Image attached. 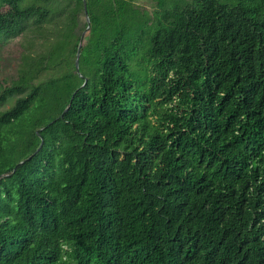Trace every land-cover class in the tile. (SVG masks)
Returning <instances> with one entry per match:
<instances>
[{"label": "trees", "instance_id": "obj_1", "mask_svg": "<svg viewBox=\"0 0 264 264\" xmlns=\"http://www.w3.org/2000/svg\"><path fill=\"white\" fill-rule=\"evenodd\" d=\"M84 1L0 0V264H264V0Z\"/></svg>", "mask_w": 264, "mask_h": 264}, {"label": "rangeland", "instance_id": "obj_2", "mask_svg": "<svg viewBox=\"0 0 264 264\" xmlns=\"http://www.w3.org/2000/svg\"><path fill=\"white\" fill-rule=\"evenodd\" d=\"M171 1H172V0H171ZM136 4L139 5V6H141V7L146 8L149 12H151L154 8H156V0H136ZM18 47H19L18 44L15 43V44H13V45H10V46H9V49H11V51H13V52L16 53V49H17ZM6 48H7V47L4 48V51H5V50L10 51V50H8V49H6ZM15 53H14V54H15ZM4 54H5V53H3L2 55L4 56ZM7 104H8V103L3 104V105H1V106H2V107H7V106H8ZM1 106H0V108H2Z\"/></svg>", "mask_w": 264, "mask_h": 264}, {"label": "water", "instance_id": "obj_3", "mask_svg": "<svg viewBox=\"0 0 264 264\" xmlns=\"http://www.w3.org/2000/svg\"><path fill=\"white\" fill-rule=\"evenodd\" d=\"M83 10H84L85 17H86V22H87L86 29H87L88 26H89V17L87 16V12H86V4H85V1H84V0H83ZM86 29H85V30H86ZM84 34H85V31H83V32L81 33L80 41L78 42V46H77V52H76V58H75V67H76V70H77V71H78L79 50H80V47H81V40H82ZM66 109H67V107L65 108V110H66ZM65 110H64V111H65ZM61 116H62V115H61ZM41 143H42V142H41ZM41 143L39 144V146L37 147L36 150H38V149L40 148ZM28 158H30V157H28ZM22 162H23V161H20L18 164H21Z\"/></svg>", "mask_w": 264, "mask_h": 264}]
</instances>
